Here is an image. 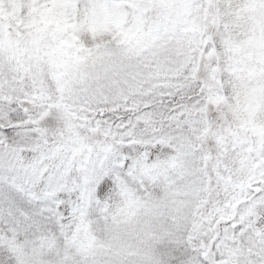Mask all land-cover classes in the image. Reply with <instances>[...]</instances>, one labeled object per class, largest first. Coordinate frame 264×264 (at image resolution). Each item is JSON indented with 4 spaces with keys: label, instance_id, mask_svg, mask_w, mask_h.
<instances>
[{
    "label": "snow or ice",
    "instance_id": "1",
    "mask_svg": "<svg viewBox=\"0 0 264 264\" xmlns=\"http://www.w3.org/2000/svg\"><path fill=\"white\" fill-rule=\"evenodd\" d=\"M0 264H264V0H0Z\"/></svg>",
    "mask_w": 264,
    "mask_h": 264
}]
</instances>
